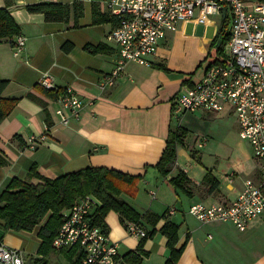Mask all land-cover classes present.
Returning <instances> with one entry per match:
<instances>
[{
  "label": "crops",
  "instance_id": "1",
  "mask_svg": "<svg viewBox=\"0 0 264 264\" xmlns=\"http://www.w3.org/2000/svg\"><path fill=\"white\" fill-rule=\"evenodd\" d=\"M40 2H81L83 16L75 27L72 14L67 22H46L42 14L25 10V5ZM102 4L99 0H0V8L9 10L19 34L26 39L19 51L13 48L16 36L0 40V78L8 82L1 97L18 99L0 122V156L5 161L0 166V193L13 179L37 183L31 172L52 179L86 167H104L139 175L135 195L121 194L120 199L141 215L138 225L146 236L129 235L124 221L113 211L100 224L118 244V264H125L122 256L137 249L141 240L146 252L141 264H163L169 249L159 230L167 221L179 225L176 248L183 246V250L177 264H264V212L240 231L229 222L202 224L187 211L195 203H229L242 189L244 180L257 182L259 177L258 161L242 139L251 149L252 164L237 152L233 163L224 169L205 164L203 151L192 156L186 146L191 119L203 111L186 112L178 118L173 113L174 98L180 89L201 76L200 67L220 26L212 16L206 26L181 22L159 41L149 66L128 62L111 87L100 89L99 81L113 70L117 60L116 47L105 41L114 20ZM93 9L107 20L92 24ZM64 42L72 45L67 51L61 49ZM99 45L103 47L96 53L86 48ZM43 72H48L57 88L70 86L83 101L92 102L68 127L61 125L54 114V99L37 84ZM203 113L233 114L227 107L217 113ZM177 127L185 129L186 136L176 148V158L166 178L183 171L189 180L186 187L190 197L174 191L154 168L168 132ZM38 134L46 135L45 143L28 148L27 138ZM194 137L198 141L199 136ZM215 164L220 167V162ZM206 171L219 182L213 191L202 182ZM230 174L231 183L225 180ZM98 206L92 208L91 215ZM172 208L175 211L169 214ZM155 216L159 218L152 224ZM37 232L38 227L30 232H7L1 242L18 250L26 264L25 256L32 261L40 257ZM79 260L80 252L71 248H52L46 258L47 264H79Z\"/></svg>",
  "mask_w": 264,
  "mask_h": 264
},
{
  "label": "built area",
  "instance_id": "2",
  "mask_svg": "<svg viewBox=\"0 0 264 264\" xmlns=\"http://www.w3.org/2000/svg\"><path fill=\"white\" fill-rule=\"evenodd\" d=\"M114 26L105 41L117 49L113 70L98 83L100 89L111 87L128 62L149 66L159 41L184 21L206 26L210 16L226 20L229 39L224 45L223 58L201 65V76L184 85L173 102V113L179 117L186 112L217 113L225 107L238 123L239 138L252 148L258 161L257 182L246 179L242 189L229 203L209 205L195 203L188 213L200 223L229 222L244 231L264 212V0H102ZM224 18L222 19V12ZM221 22V24H222ZM219 28V27H218ZM218 28L216 32L218 33ZM25 37L18 34L13 48L25 45ZM42 89L57 91L48 72L37 83ZM54 114L63 126H70L81 110L92 102H85L70 86L60 88L54 99ZM197 147L204 145L199 138ZM46 141L45 134L31 135L28 148H36ZM225 180L232 182V174ZM100 205L94 195L77 200L62 215V223L51 241L55 250L77 249L79 264H118V244L107 231L91 219V210ZM175 209H169L173 214ZM129 235L144 238L146 232L134 222L127 221ZM0 264H24L21 253L0 241Z\"/></svg>",
  "mask_w": 264,
  "mask_h": 264
},
{
  "label": "trees",
  "instance_id": "3",
  "mask_svg": "<svg viewBox=\"0 0 264 264\" xmlns=\"http://www.w3.org/2000/svg\"><path fill=\"white\" fill-rule=\"evenodd\" d=\"M25 10L30 14H42L46 22H67L72 14L75 22L74 27L77 26L76 22L83 14L81 2L72 4L40 2L25 5ZM91 17L92 24L107 20L96 9L92 10ZM226 25V20H224L210 43L206 60L217 62L224 57L223 48L229 39ZM223 29L226 30L224 34H222ZM19 31V26L10 15L9 10L0 8V40L11 39L17 36ZM71 46V43L64 42L61 49L67 51ZM102 47L99 45L96 47L87 46L86 48L92 53H96ZM7 83L6 80L0 78V122L10 114L18 100L17 98L6 99L1 97ZM42 91L52 99H55L60 93V89L57 91L42 89ZM185 136L186 130L180 127L168 132L165 147L154 168L158 177L166 180L174 191L190 197L191 193L186 187L189 180L183 171L179 170L177 175L171 179L167 180L166 178L174 164L176 148L183 144ZM195 159L199 163L197 155ZM4 164L5 161L0 156V166ZM30 175L37 178L38 182L33 184L13 179L0 193V241L7 232H30L38 227L37 234L41 243L37 254L40 257L35 258L32 264H47L46 258L52 251L51 241L62 223L63 212L86 195H94L100 201V205L91 215L94 224L100 225L105 215L110 211L119 214L124 225L127 221L138 224L141 219V215L120 199L121 194L130 197L135 195L137 183L141 179L139 175H130L104 167H86L52 179L41 177L33 172ZM202 182L207 184L211 191L217 189L219 184L210 171H206ZM158 218L155 216L152 224ZM178 230L179 225L169 221L165 222L159 230L166 237V247L169 249V256L163 264H177L181 255L183 246L176 248ZM153 232L151 231V234ZM68 252L71 256L73 255V252ZM143 256H146V252L142 250L141 240L138 248L128 251L122 256V259L125 264H141ZM72 264H76V262Z\"/></svg>",
  "mask_w": 264,
  "mask_h": 264
},
{
  "label": "rangeland",
  "instance_id": "4",
  "mask_svg": "<svg viewBox=\"0 0 264 264\" xmlns=\"http://www.w3.org/2000/svg\"><path fill=\"white\" fill-rule=\"evenodd\" d=\"M101 3L102 0H99ZM258 0H250L251 3H255ZM104 5V4H102ZM83 16V15H82ZM212 19L220 26V17L212 16ZM226 33V30H222V34ZM222 37V35H221ZM204 63L202 64V66ZM201 68V67H200ZM193 122L191 125V136L188 137L186 141V146L190 148V153L195 155V153L206 154L204 163L207 165L214 166L216 168L224 169L225 166H230L234 161L235 152L240 156L243 155L247 162L251 163V149L243 142L238 135L237 125L235 118L232 115H214V114H204L203 112H196L191 119ZM198 138L202 137L205 139L204 145L202 147H197L199 143ZM206 145V146H205ZM207 150H210L207 152ZM216 159L212 160V159ZM216 162H220V167H217ZM252 164V163H251ZM25 263L32 264V259L25 256Z\"/></svg>",
  "mask_w": 264,
  "mask_h": 264
},
{
  "label": "water",
  "instance_id": "5",
  "mask_svg": "<svg viewBox=\"0 0 264 264\" xmlns=\"http://www.w3.org/2000/svg\"><path fill=\"white\" fill-rule=\"evenodd\" d=\"M224 18V11L222 12V19Z\"/></svg>",
  "mask_w": 264,
  "mask_h": 264
}]
</instances>
